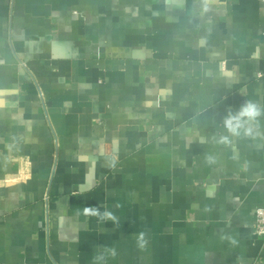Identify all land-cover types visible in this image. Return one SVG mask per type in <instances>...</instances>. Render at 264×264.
<instances>
[{
    "label": "crops",
    "instance_id": "1",
    "mask_svg": "<svg viewBox=\"0 0 264 264\" xmlns=\"http://www.w3.org/2000/svg\"><path fill=\"white\" fill-rule=\"evenodd\" d=\"M246 100L264 0H0V264H264V117L217 143Z\"/></svg>",
    "mask_w": 264,
    "mask_h": 264
},
{
    "label": "clouds",
    "instance_id": "2",
    "mask_svg": "<svg viewBox=\"0 0 264 264\" xmlns=\"http://www.w3.org/2000/svg\"><path fill=\"white\" fill-rule=\"evenodd\" d=\"M264 117V106L259 105L252 100H246L238 109L233 110L232 107L226 109V115L223 117L222 127L226 135H221L217 143L231 144L233 137L256 138L260 135V118ZM206 162L209 165L216 163V157L213 155L206 156ZM79 214V213H78ZM82 214L85 217H95L98 222H105L112 220L118 223L114 213L109 210L101 211L99 207L85 206L83 207ZM136 246L138 249L143 250L147 243V234L140 231L134 235ZM221 240L227 239L232 245H236L238 241L233 237L221 236ZM117 251L114 248H103L98 250L92 257V264H107L109 258H115Z\"/></svg>",
    "mask_w": 264,
    "mask_h": 264
},
{
    "label": "built area",
    "instance_id": "3",
    "mask_svg": "<svg viewBox=\"0 0 264 264\" xmlns=\"http://www.w3.org/2000/svg\"><path fill=\"white\" fill-rule=\"evenodd\" d=\"M254 234L262 241L264 246V208L256 211V228Z\"/></svg>",
    "mask_w": 264,
    "mask_h": 264
}]
</instances>
